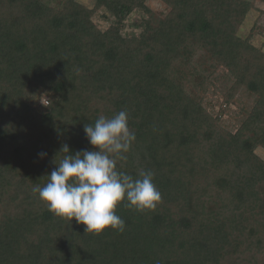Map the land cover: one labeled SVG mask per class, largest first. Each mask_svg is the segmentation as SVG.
I'll return each mask as SVG.
<instances>
[{
    "label": "trees",
    "instance_id": "1",
    "mask_svg": "<svg viewBox=\"0 0 264 264\" xmlns=\"http://www.w3.org/2000/svg\"><path fill=\"white\" fill-rule=\"evenodd\" d=\"M92 1L0 0V264H264V47L239 36L255 3ZM121 110L136 140L117 167L151 170L162 200L85 233L33 189Z\"/></svg>",
    "mask_w": 264,
    "mask_h": 264
},
{
    "label": "clouds",
    "instance_id": "2",
    "mask_svg": "<svg viewBox=\"0 0 264 264\" xmlns=\"http://www.w3.org/2000/svg\"><path fill=\"white\" fill-rule=\"evenodd\" d=\"M128 120V113L121 110L110 118L101 115L94 125L86 124L84 132L92 150L72 154L63 145L61 152L68 155L46 175L43 187L33 189L50 212L75 220L85 233L123 232L125 222L116 214L121 203L144 211L162 200L151 170H141L133 177L117 167L118 161L127 159L136 140Z\"/></svg>",
    "mask_w": 264,
    "mask_h": 264
},
{
    "label": "rangeland",
    "instance_id": "3",
    "mask_svg": "<svg viewBox=\"0 0 264 264\" xmlns=\"http://www.w3.org/2000/svg\"><path fill=\"white\" fill-rule=\"evenodd\" d=\"M80 3L85 4L88 7H93L94 6V2L92 0H78ZM252 2L255 3L256 9L252 10L246 21L244 22V24L242 25L240 31H239V36L242 38H246L247 36H249L251 30L253 27L257 26V34L254 38V44L259 46V47H264V2H261L259 0H250ZM148 5L149 7L154 10L157 14H159L160 16H165L168 12V7L166 5H164L160 0H148ZM102 13L100 12L98 13L95 17H94V21L96 22V24L100 27V29L102 30H107L109 27V24L107 22H105L102 18ZM141 17V14H137L135 13L129 20V23L133 26V23H136L137 19H139ZM134 28H132L131 31H135L133 30ZM42 102H46V98L43 97ZM220 102L221 99L219 96H216L215 98H211L208 100V104L210 103L212 108L214 109V111L216 113H218L221 110V106H220ZM233 112H235V109L233 108L232 110ZM225 121L229 122L231 121L229 116H225L224 117ZM258 155L264 159V149L260 148L257 150Z\"/></svg>",
    "mask_w": 264,
    "mask_h": 264
}]
</instances>
